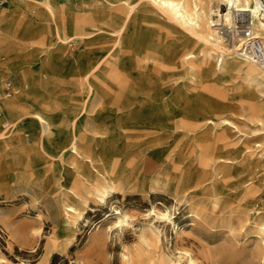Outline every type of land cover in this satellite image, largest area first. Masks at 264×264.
Listing matches in <instances>:
<instances>
[{
	"label": "rangeland",
	"instance_id": "obj_1",
	"mask_svg": "<svg viewBox=\"0 0 264 264\" xmlns=\"http://www.w3.org/2000/svg\"><path fill=\"white\" fill-rule=\"evenodd\" d=\"M120 2L55 0L54 6L61 9L64 22L62 34L76 32L69 26L72 18L103 15L108 7H116ZM212 6L221 13L227 10L226 4L217 1ZM44 9L43 0H6L0 5L7 29L2 32L3 37L16 41L14 47L0 36V89L1 79L8 77L21 94L22 68L27 63L17 64L14 53L31 55L35 72L45 76L48 69L54 73L53 111L63 113L79 108L87 88L76 74V60L68 54L84 52L87 39L93 35H86L85 40L77 37L68 39V43L59 42ZM219 22L224 25L221 19ZM165 28L181 44L178 48L184 47L193 53L190 64L184 66L175 58L165 67L163 77L173 105L195 117L196 132L202 134L200 141L212 143L217 136H223L236 151L225 154L224 159H211L206 165H201L196 158L187 162L176 159L170 168L173 186L168 188L161 179L146 187H134L124 181L121 189L107 194L104 200L94 196L83 201L67 199L54 183L28 179L30 154L17 148L25 145L27 136L4 127L6 118L2 111L0 264H125L126 252L139 264H163L157 261L155 250L140 239L144 231L148 236L149 225L160 231L159 253L179 264H189L188 255L192 256L193 264H264V244L256 240L252 226L264 210V184L258 185L264 176V165L255 167L248 159H264V121L258 119L260 114L264 115V83L254 85L241 66L219 69L216 55L204 56L199 51L202 46L187 41L172 23ZM216 30L224 36L229 52L233 53L230 36L224 30ZM240 34L234 41L241 46ZM258 34L264 38V31L258 30ZM20 104V113L34 108L28 103ZM96 106H89L88 113H93ZM19 112L8 116L12 118ZM224 119L233 124L225 123ZM27 120L28 117H23L22 123L26 124ZM181 176L191 180H184L188 185L186 190L176 192L175 185ZM199 177L203 180L199 184L202 189L195 192L193 185ZM212 184H216V192L211 191ZM63 200L76 208L69 226L61 221ZM113 208L129 214V223L121 229L105 227L106 215L113 216L110 214ZM156 209L167 210L171 221L157 217Z\"/></svg>",
	"mask_w": 264,
	"mask_h": 264
},
{
	"label": "bare ground",
	"instance_id": "obj_2",
	"mask_svg": "<svg viewBox=\"0 0 264 264\" xmlns=\"http://www.w3.org/2000/svg\"><path fill=\"white\" fill-rule=\"evenodd\" d=\"M120 1L116 7H108L103 15L72 18L69 26L76 32L64 35L61 9L57 4L54 6L55 0H43L45 14L51 20L59 42L68 43V39L77 37L85 40L86 35H93L87 39L88 47L84 52L68 54L76 60V74L87 86L78 109L63 113L53 111L51 80L54 73L48 69L45 76L35 72L31 55L14 53L17 64L24 66L27 63L22 68L21 94L12 87L10 95H0V117L5 111L6 118L4 127L27 136L25 145L17 148L30 154L28 179L54 183L67 199L83 201L94 196L104 200L107 194L121 189L124 181L134 187H146L161 179L168 188L173 186L170 168L176 159L187 162L196 158L201 165H206L211 159H224L225 154L236 151L223 136H217L212 143L200 141L202 134L196 132L195 117L173 105L169 86L165 83V67L175 58L186 66L193 60V53L177 47L181 44L168 34L167 25L172 23L187 41L199 43L202 46L199 51L204 56L216 55L219 69L241 66L254 85L264 83V65L253 60L255 58L249 52L240 55L236 51L241 48L239 42L231 46L233 53L229 52L224 36L216 30L221 24L220 19L228 24L232 22L234 12L240 11L247 13L252 33L260 36L258 30L264 31V0ZM214 1L226 4L227 10L221 13L214 9ZM16 23H19L17 19ZM5 31L3 11H0V36H5L2 33ZM3 38L16 46L15 40ZM20 103H28L34 108L20 113ZM92 104L97 106L93 113H88L87 108ZM256 107L261 110L259 105ZM15 111L19 113L12 118L8 116ZM23 117H28L26 124L22 123ZM196 119H200L199 116ZM258 119L264 121V115L260 114ZM224 122L233 124L228 119ZM3 133L0 131V136ZM248 159L255 167L264 165L261 157ZM181 177L175 185L176 192L186 190L188 185L184 180H191V177ZM202 181L201 177L196 180L195 192L202 189L199 188ZM260 184H264V176L260 178ZM210 187L216 192V184ZM75 211L72 204L63 200L61 221L64 226L71 225ZM110 214L113 216L106 215L105 227L108 229H121L129 223L126 211L113 208ZM155 214L171 221L167 210L156 209ZM252 226L256 240L264 244V210ZM147 229L148 236L144 231L140 239L155 250L157 261L179 264L159 253L160 231L151 225ZM186 259L189 264L194 263L192 256L188 255ZM124 261L125 264H139L128 252L124 253Z\"/></svg>",
	"mask_w": 264,
	"mask_h": 264
},
{
	"label": "built area",
	"instance_id": "obj_3",
	"mask_svg": "<svg viewBox=\"0 0 264 264\" xmlns=\"http://www.w3.org/2000/svg\"><path fill=\"white\" fill-rule=\"evenodd\" d=\"M6 0H0V5L4 3ZM241 15L243 17H241ZM221 30H224L226 35L230 36L231 46L236 44L234 41V37L240 34L243 36L242 45L239 49L236 50L240 55L245 54L247 52L252 54L257 62L264 65V38L255 36L252 32V24L250 19H248V15L246 12H234V18L231 24L219 25ZM232 49V48H231ZM2 88L0 89V95L6 94L10 95L12 92L13 84L8 77L1 79Z\"/></svg>",
	"mask_w": 264,
	"mask_h": 264
}]
</instances>
